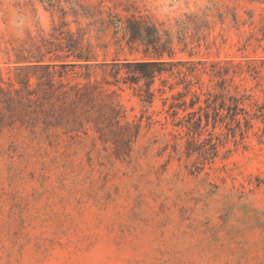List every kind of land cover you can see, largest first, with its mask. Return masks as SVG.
<instances>
[{
	"label": "rangeland",
	"instance_id": "1",
	"mask_svg": "<svg viewBox=\"0 0 264 264\" xmlns=\"http://www.w3.org/2000/svg\"><path fill=\"white\" fill-rule=\"evenodd\" d=\"M72 1L93 5L97 16L107 7L125 14L129 6L173 32L184 12L206 11L209 47L192 58L254 63L257 73L235 82L264 109V1ZM58 20L39 0H0L5 79L45 52L43 37ZM89 22L80 18L79 26L90 42H109L106 57L96 46L99 60L140 57L117 52L110 30L97 38L100 24ZM175 48L177 58L189 57ZM118 92L127 119L141 122L130 150H115L92 128L78 138L25 127L0 134V264H264V124L255 122L242 139L217 126L222 143L209 158L197 152L208 145L188 144L183 131L173 136L158 94L143 103L128 85Z\"/></svg>",
	"mask_w": 264,
	"mask_h": 264
},
{
	"label": "trees",
	"instance_id": "2",
	"mask_svg": "<svg viewBox=\"0 0 264 264\" xmlns=\"http://www.w3.org/2000/svg\"><path fill=\"white\" fill-rule=\"evenodd\" d=\"M39 1L57 12L59 20L51 26L49 36L43 37L44 53L16 65L13 77L7 79L0 67V134L5 129L25 127L32 132H44L52 139L58 137L56 130L78 138L92 128L98 138L111 142L115 150L119 151L122 145L130 150L131 142L141 131V122L126 117V107L118 92L123 85L134 88L143 103H152L158 94L177 131L173 136L183 131L188 144L208 145L209 148H197V152L208 154L209 158L217 154L222 143V134L215 131L217 126L224 127L226 135L242 139L255 122L260 120L264 124L263 106L252 99L246 87L235 82V77L244 72L257 73L254 63L192 58L199 47H209L211 21L206 11L184 12L176 20L173 32L148 15L130 12L129 6L123 9L125 14L107 7L97 16L90 4ZM68 15L77 23L76 30L70 27ZM231 15L237 22L236 12ZM217 16L223 19L219 10ZM80 18L91 20L88 24H100L97 38L110 30L117 52L127 50L130 54L139 53L140 57L99 60L96 46L103 48L106 57L109 42L92 44L79 26ZM176 45L179 51H187L189 57L177 58ZM47 54L52 60H44ZM97 69L102 71L100 78ZM192 151L189 149L187 154Z\"/></svg>",
	"mask_w": 264,
	"mask_h": 264
}]
</instances>
